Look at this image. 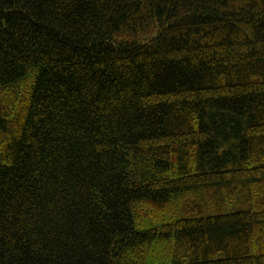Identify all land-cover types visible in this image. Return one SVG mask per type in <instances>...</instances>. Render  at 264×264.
<instances>
[{"label":"trees","instance_id":"1","mask_svg":"<svg viewBox=\"0 0 264 264\" xmlns=\"http://www.w3.org/2000/svg\"><path fill=\"white\" fill-rule=\"evenodd\" d=\"M0 264H264V0H0Z\"/></svg>","mask_w":264,"mask_h":264}]
</instances>
